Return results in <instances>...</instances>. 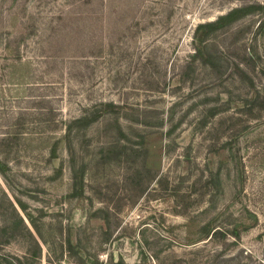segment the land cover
<instances>
[{
  "label": "rangeland",
  "instance_id": "1",
  "mask_svg": "<svg viewBox=\"0 0 264 264\" xmlns=\"http://www.w3.org/2000/svg\"><path fill=\"white\" fill-rule=\"evenodd\" d=\"M246 2L0 0V264H264V7L198 28Z\"/></svg>",
  "mask_w": 264,
  "mask_h": 264
},
{
  "label": "trees",
  "instance_id": "2",
  "mask_svg": "<svg viewBox=\"0 0 264 264\" xmlns=\"http://www.w3.org/2000/svg\"><path fill=\"white\" fill-rule=\"evenodd\" d=\"M263 7H264V4H259V3L249 4L246 2V3L240 4L238 6L231 8L225 14L220 15L216 20L207 22L205 24H200L198 28H204L207 30V33H213L224 26L231 25L241 20L242 18H245L246 16L251 15L263 9ZM198 55L201 56L200 52H197L191 61L186 62L185 67L191 68L193 61ZM252 59H253L252 56H249L248 58H246V61L244 62H246V65H249ZM203 63L208 64L210 66L214 65L213 62L208 59H203ZM247 105H248L247 110H246L247 114L253 115V117H256L255 116L256 114H254V111H260V112L264 111V87L262 91L257 92V95L255 96V98L251 100L250 102H248ZM97 120H98L97 115L90 116L89 114H87L80 118L74 119L71 122V124L77 125L78 127H86L96 122ZM70 132H72V127L68 128L67 135H69ZM15 137H19L18 134L8 133L4 136H1L0 137V149H2L4 145L7 146L9 145V143H12ZM0 151H1L0 153L4 154V150H0ZM6 158L7 156L5 158H1L0 156V173L2 174L8 170V164L6 162ZM72 167H73V179L76 180L78 178V174L76 171H74V164ZM147 178L148 177L145 175L143 169L137 168L133 172L125 176L123 187L120 193L116 191V192H113L112 194H101L100 199H103L104 201H108L109 203H111L113 211L116 213H120L123 210L124 206L128 203V201H130L131 199L130 194L133 190H135L136 193L140 197H143V196L156 197L158 195H161V193L170 191V188H169L170 184H169L168 179L162 178V176L157 178L156 185L159 186L162 191H164V192H158L155 188H149V186L145 184L147 181ZM176 193H177V197H179L180 193L178 190L176 191ZM178 203L179 202L177 201V206H180L183 209L188 208L187 206H185L183 202H182L183 204H178ZM20 207L23 211H25L24 205L20 204ZM21 220L23 222L22 218ZM105 220L107 221V224H108V219L105 218ZM211 227L212 226L210 224H206L203 228V231L205 232L208 241H211V240L219 241L221 237L223 236L224 232L220 231L219 229H212Z\"/></svg>",
  "mask_w": 264,
  "mask_h": 264
}]
</instances>
